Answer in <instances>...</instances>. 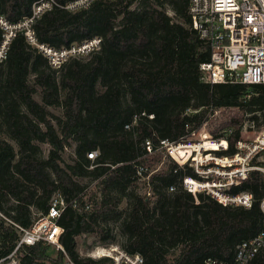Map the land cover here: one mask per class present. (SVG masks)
I'll use <instances>...</instances> for the list:
<instances>
[{
	"label": "trees",
	"instance_id": "16d2710c",
	"mask_svg": "<svg viewBox=\"0 0 264 264\" xmlns=\"http://www.w3.org/2000/svg\"><path fill=\"white\" fill-rule=\"evenodd\" d=\"M36 1L0 0V15L18 23L30 16ZM188 4L96 0L77 11L56 7L44 13L33 25L39 43L61 49L102 39L97 52L71 59L60 70L51 68L24 34L12 39L0 63V133L13 140L17 150L0 136V257L12 252L19 240L7 219L30 227L34 212L46 213L57 193L80 205V210L68 207L59 220V241L74 264L110 263L109 258L82 257L76 239L98 234L107 242L111 220H122L123 248L139 253L144 264H203L207 259L232 264L237 245L262 231L260 172L229 190L251 192L254 202L249 209L225 207L205 192L194 196L184 179L200 176L189 164L172 160L165 170L152 172L160 155L150 154L146 143L155 151L161 140L183 142L201 127L211 106L240 111L221 123L222 130L232 132L226 136L229 149L215 152L217 156L236 153L245 124L249 130L264 125V86L202 79L200 66L210 52L191 28ZM51 108L62 109L63 115L56 116ZM188 109L199 111L187 115ZM212 134L225 136L215 130ZM41 144L50 147L46 157ZM72 144L73 157L66 161L64 154ZM94 151L98 155L92 160L88 154ZM189 152L181 150L180 155ZM149 174L154 202L133 188ZM86 178L97 180L101 188L100 198L90 199L94 206L88 212L83 210L86 186L77 180ZM124 199L128 208L119 212ZM51 248L25 246L21 263L66 264V255L56 251L53 256Z\"/></svg>",
	"mask_w": 264,
	"mask_h": 264
},
{
	"label": "built area",
	"instance_id": "2783aa9c",
	"mask_svg": "<svg viewBox=\"0 0 264 264\" xmlns=\"http://www.w3.org/2000/svg\"><path fill=\"white\" fill-rule=\"evenodd\" d=\"M94 1L96 0H73L61 4L57 0H37L32 5L30 16L18 23H11L0 15V30L2 31L0 63L6 60L10 43L18 33L24 34L28 42L43 54L51 68L55 70H60L71 59L88 58L101 48V38L96 37L68 48L56 49L36 40L33 25L44 13L56 7L77 11L88 7ZM188 14L191 28L198 33L210 52L209 60L200 66L202 79L205 82L264 86V0H189ZM229 110L239 109L211 106L201 127L183 138V142L176 144L161 140L160 147L155 151H152L150 142H147L148 152L153 154L167 148L174 158L173 151L186 139L195 136L201 129L206 130L211 118L215 115L220 116L224 111ZM198 111L188 109L186 114L190 115ZM246 126L247 124L239 131L235 143L237 151L232 156L220 157L215 154L217 151L229 149L226 136L232 132V129L220 130L219 134L222 133L225 136L216 138L214 141L210 140L211 135L209 136L208 140L218 145V149L213 150L217 157L215 158L216 165L210 162L212 161L210 152L206 153L205 161L196 162V168L191 166L200 179H184V187L189 192L194 196L197 192H205L225 207L251 208L254 202V195L251 192L233 194L229 191L232 186L246 181L254 171L260 172L264 179V125L257 130H249ZM244 131H247V135H243ZM201 150L210 151L200 147L185 161L196 159L194 153ZM97 155L98 151H94L89 153L88 157L93 160ZM139 174L141 175V172ZM170 190L173 191L174 188ZM79 206L77 199L66 202L62 195L57 193L52 197L46 213L34 212L30 227H21L7 219L17 230L19 240L12 252L0 257V264H22L20 259L22 249L25 246L38 244L49 245L56 251L63 252L66 255V264H74L59 241L61 231L59 220L68 207L80 210ZM91 209V203L85 199L83 210L88 212ZM260 209L264 214V198L260 200ZM85 257L94 260L109 258V264H144L143 257L139 253H130L117 245L95 247ZM203 264L223 263L207 259ZM232 264H264V228L257 236L237 245Z\"/></svg>",
	"mask_w": 264,
	"mask_h": 264
},
{
	"label": "rangeland",
	"instance_id": "374dc122",
	"mask_svg": "<svg viewBox=\"0 0 264 264\" xmlns=\"http://www.w3.org/2000/svg\"><path fill=\"white\" fill-rule=\"evenodd\" d=\"M164 7H165L167 13L170 16L174 17V13L171 10L170 5L165 4ZM36 98L38 100H40L39 96H36ZM50 110L56 116L61 117L63 115V110L60 108H51ZM239 113H240L239 110H229V111H224V113L220 116L215 115V117L211 118V120L209 121L208 125L206 126V130H202V129L199 130V132L195 136H191L190 138L186 139L182 145H188V144L202 145V143L204 142L203 140L209 139L210 135H211L210 140H213V141L216 140V138L212 134V131H214V130L220 131V128L222 130L223 127H222L221 123L224 121H227V120L229 121L235 115H239ZM0 136L2 138H5L10 143H12L14 145L15 149L17 150L16 143L13 140H11L5 133H0ZM41 148H42V155L44 157H46L48 155V151L50 149L49 145L48 144H41ZM74 149H75V144H72L71 146H69L66 149V152L64 154V158L66 161L71 160V158L73 157ZM180 149H178V150L175 149V152L173 151L174 152L173 156H176V157L179 156L180 160H184L187 157H189L190 155H193V153H191V152H194V151L190 150L189 153L185 154L186 158L182 157L180 155V152H181V150H185V149H181V150ZM187 150H189V149H187ZM210 152L212 153L211 154L212 155V159H211L212 161H210V162H211V164L216 165L215 158H217V157L213 153L214 152L213 150H210V151L201 150L199 152H196V153H194L196 159L192 158L188 162L185 161L182 163L180 160H178V161L175 160L172 157V155L169 153V149L165 148V149L155 153V155H157V154L160 155V159H159V161H157L153 165L154 169L152 172L158 171V170H165L172 163L171 162L172 160L177 162L179 165L189 164L190 166H193L194 168H196V162L205 161L206 159L204 157H205L206 153H210ZM201 158H203V159H201ZM150 175L151 174H149L147 177H142L134 185L133 188L136 189L137 193L140 196H147L151 199V201L154 202V200H155L154 193L152 192L151 188L148 185V179H149ZM222 179H223V177H222ZM77 180L80 184L86 186L85 190H84L86 200L89 201L92 206H94L92 201H90V199L91 200H93V199L98 200L101 196V193H100L101 188L98 184V181L92 180L90 178L77 179ZM127 208H128V203H127V200L124 199L121 202V204L117 207V211H119V212L123 211L124 212ZM121 223H122V220H120V219L118 221L111 220L107 223V228L111 230V237L107 242H103L100 239L101 238L100 235H98V234H83V235H80L79 237H77L76 243H77V250H78L79 254L82 257H85L88 252H90L91 250H93L95 247H98V246L117 245V246H120L123 248L126 237L122 233ZM50 252L53 256L56 255V249L55 248L52 247Z\"/></svg>",
	"mask_w": 264,
	"mask_h": 264
},
{
	"label": "bare ground",
	"instance_id": "6f19581e",
	"mask_svg": "<svg viewBox=\"0 0 264 264\" xmlns=\"http://www.w3.org/2000/svg\"><path fill=\"white\" fill-rule=\"evenodd\" d=\"M243 133H245V135H247V131H244ZM204 141V143L201 145V146H199V145H191V146H188V145H180V146H178L177 148H176V150H178V149H189V150H193V151H197V150H199V148L201 147V148H204V149H206V150H217L218 149V145L216 144V143H212V142H210L208 139H206V140H203ZM180 149V150H181ZM174 152H175V150H174ZM174 152H173V155H174ZM191 153H193V152H191ZM174 158H176V159H178V160H180V157L179 156H174ZM188 158V157H187ZM186 158V159H187ZM186 159H184V160H180L182 163L183 162H185V160Z\"/></svg>",
	"mask_w": 264,
	"mask_h": 264
}]
</instances>
